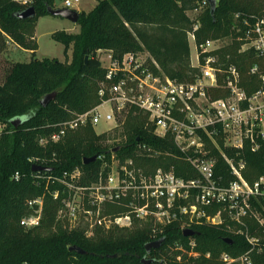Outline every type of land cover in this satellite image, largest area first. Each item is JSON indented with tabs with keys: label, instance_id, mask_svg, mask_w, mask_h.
<instances>
[{
	"label": "trees",
	"instance_id": "1",
	"mask_svg": "<svg viewBox=\"0 0 264 264\" xmlns=\"http://www.w3.org/2000/svg\"><path fill=\"white\" fill-rule=\"evenodd\" d=\"M202 1L101 0L89 13L80 12L78 33L57 31L52 34L53 40L64 45L65 53L71 46L73 48L72 60L62 62L35 58L39 48L35 38L37 23L40 17L50 15L48 7H55L54 0H32L31 4L0 0V48L5 46V35H8L20 48L32 54L31 61L14 63L0 83V127L4 126L0 132V264H144V258L152 259L151 264H222L224 252L237 257L250 249L245 236L238 231L247 228L252 235H262L264 226L251 214L244 217L245 227L231 221L225 213H222L221 225H192L194 235L191 237L184 235L183 220L174 222L159 237L164 239L161 246L150 252L146 244L153 241L151 235L155 227L139 222L131 229L97 230L91 238L79 231L52 232L58 226L61 207V200L54 198L60 188L58 176L79 168L84 184L98 179L103 162L97 159L84 164L86 158L106 155L109 159L112 151L118 149L117 155L134 158L146 171L173 169L177 176L185 179L198 177L173 137L156 136L153 128L146 127L147 115L134 113L135 110L123 126L125 143L116 147L110 148L107 133L98 134L90 123L68 131L58 142L50 139L58 133L60 124L102 103L100 90L105 71L99 52L110 51L115 58L147 52L152 58L148 65L154 73H164L183 83L194 82L200 69L191 65L188 33L193 31L195 21L187 13L197 10ZM208 4L195 31L196 43L200 45L208 39L227 37L231 38V43L213 52L218 59L216 66L222 73L218 75V85L207 88V95L212 100L228 96L226 71L232 65L239 71L241 86L252 94L261 85L264 58L251 48L242 49L249 28L243 22L264 19V0H218L213 12ZM30 6L36 9L35 17H17ZM236 14L239 17L235 19ZM256 66L259 73H252ZM54 92H57L55 98L43 106L44 97ZM14 119L21 123L15 126ZM41 139L48 140L45 146L40 144ZM205 140L217 158L215 177L228 185L236 178L219 151L209 139L205 137ZM218 142L224 147L221 137ZM139 144H145L150 153L140 155ZM225 150L234 156V152ZM240 158L246 162L244 178L254 184L264 175V140H260L255 152L246 144L235 157L237 161ZM34 165L50 170L33 171ZM17 173L18 178L15 177ZM39 197L44 201L41 224L27 229L21 221L33 213L28 202ZM251 203L264 216V197H253ZM108 210L115 215L128 212L124 202L112 204ZM205 211L216 215L221 212V206H208ZM192 239L194 247L190 245ZM72 246L85 253L70 251ZM252 259L253 264H264V249L254 253Z\"/></svg>",
	"mask_w": 264,
	"mask_h": 264
},
{
	"label": "built area",
	"instance_id": "2",
	"mask_svg": "<svg viewBox=\"0 0 264 264\" xmlns=\"http://www.w3.org/2000/svg\"><path fill=\"white\" fill-rule=\"evenodd\" d=\"M79 2L66 0L63 8L75 10ZM243 24L249 28L242 49L251 48L264 58V19H256L253 24L245 19ZM197 29L195 26L189 32L195 43L197 68L200 69L194 82L183 83L164 73H154L148 62L140 61L139 53L115 58L112 52L106 51L105 76L100 90L102 103L60 124L58 133L50 140L58 142L70 130L89 123L95 128L101 121L111 125L101 134L107 133L123 127L128 115L135 110L134 113L147 115L146 127L153 128L156 136L173 137L178 150L198 177L185 179L177 176L173 169L146 171L136 164L134 158H121L112 151L109 159L106 155L98 157L103 166L98 179L90 184L83 183V172L79 168L58 176L60 188L54 193V198L61 200L58 219L71 225L83 222L90 233L88 237L97 230L131 229L137 222L149 221L155 227L151 235L153 241L178 220H183V230L194 224L221 225L222 213L245 227L244 217L251 214L264 226V216L258 217L250 203L253 197H264V175L254 184L249 183L243 176L245 160L235 159L246 144L255 152L260 147V140H264V74L260 75V87L248 94L241 86L238 69L232 65L226 71L228 96L210 99L206 90L218 85V75L222 73L216 66L218 59L213 52L224 45H221L222 39H208L198 45ZM151 61L159 68L154 60ZM252 73H259L257 66ZM205 137L219 151L231 175L236 178L228 185L215 177L217 158L208 148ZM218 137L223 139L224 147L219 144ZM47 142V139L40 140L42 146ZM225 149L234 152V156ZM137 151L140 155L150 153L145 144H139ZM15 177H19L18 173ZM192 198L195 199L193 203L190 202ZM122 202L127 213L115 215L109 212L112 204ZM28 205L33 213L25 217L21 225L27 229L39 227L43 198L31 200ZM212 205H220L221 212L209 215L205 207ZM240 233L245 236L250 249L237 257L224 252L222 264H253L252 255L263 251L264 230L261 236L252 235L247 228L241 229ZM190 245L194 247L195 242Z\"/></svg>",
	"mask_w": 264,
	"mask_h": 264
},
{
	"label": "rangeland",
	"instance_id": "3",
	"mask_svg": "<svg viewBox=\"0 0 264 264\" xmlns=\"http://www.w3.org/2000/svg\"><path fill=\"white\" fill-rule=\"evenodd\" d=\"M18 1H21L27 4L32 3V0H29L30 3L27 0H18ZM65 1L66 0H54L55 2L54 8H63ZM100 1L101 0H80L75 10L77 11L80 10L79 12L84 11L86 13H89L98 5ZM216 3L218 4V0H216ZM208 6H209L208 0H203L201 6L197 10L188 11L187 14L192 20L195 21L196 27L199 28L200 15L204 13V11L208 8ZM234 17L236 19L237 17H239V15L236 14ZM57 31H65L67 33L76 34L80 31V25L79 23H73L65 18L58 17V16L48 15V16L40 17L37 23L36 33H35V38L37 39L38 46H39L36 56H35L36 59L38 60H43L45 58L58 59L62 62L64 61L70 62L72 60V53H73L72 46L68 49L67 53H65L64 45L53 40L52 34ZM188 40L190 44L191 65L193 67H197L199 64L197 62V50H196L194 41L189 36V33H188ZM229 43H231V38L227 37V38L222 39L221 45H227ZM106 54H107L106 51L99 52V58H100L103 69L106 64L104 60L107 56ZM139 54H140L139 59L140 61H142V63L149 62L150 59H152L150 54L147 52H141ZM31 60H32L31 53H27L26 51H24V49L20 48L11 38L9 39L5 35V46L3 47V49L0 50V83L4 81L7 72L9 71V69L14 63L29 62ZM3 127L4 126L0 127V132L3 129ZM110 127H111L110 124H107L104 121H101L99 124L95 126V131L98 134L99 133L101 134L102 132L106 131ZM123 132H124L123 127L114 128V130L107 132V135L109 137L108 145L110 148L116 147L118 145L125 143L126 135H124ZM251 206L253 207L257 216L261 218L262 216L261 212L257 211L252 203H251ZM139 224L154 226V223H151L149 221L140 222ZM205 225H211V224L206 223ZM230 229L233 230V228L231 227ZM59 230H62L67 233H72L75 231L83 232L87 238H91L94 236V235L89 236V237L87 236V234H90V233H87L88 228L83 222H81V224L71 225L70 223L67 224L65 220L58 219V226L54 227L52 229V232L57 233ZM237 233H240V231H238ZM192 241H195V240L192 239L191 242Z\"/></svg>",
	"mask_w": 264,
	"mask_h": 264
},
{
	"label": "water",
	"instance_id": "4",
	"mask_svg": "<svg viewBox=\"0 0 264 264\" xmlns=\"http://www.w3.org/2000/svg\"><path fill=\"white\" fill-rule=\"evenodd\" d=\"M37 1H43V0H37ZM208 2L211 5L212 8V12L216 6V0H208ZM48 12L50 15L52 16H58V17H62L65 18L73 23H78L79 18H80V12L74 9H67V8H53L51 6L48 7ZM36 16V9L33 6L28 7L27 9H25L24 11L20 12L17 14V17L20 19H28V18H33ZM57 95V92L54 93H50L48 95H46L42 101V105L46 106L52 99L55 98V96ZM13 124L15 126H17L18 124L21 123V121L19 119H14ZM114 152L118 151V149H114ZM98 159V156H93L91 158H86L84 159V164H89V163H93ZM50 170V168L48 167H42V166H38V165H34L33 166V171H48ZM184 235L186 237H191L194 235V231L191 228H186L184 229ZM229 239H226V241H228ZM164 239L160 238L156 241H152L146 244V250L148 252H150L151 249H157L161 246V244L163 243ZM232 243V240L230 241ZM70 251H75L77 253L80 254H84V250L80 249L77 246H72L69 248ZM153 260L152 259H146L144 258L142 260V262L144 264H151Z\"/></svg>",
	"mask_w": 264,
	"mask_h": 264
},
{
	"label": "crops",
	"instance_id": "5",
	"mask_svg": "<svg viewBox=\"0 0 264 264\" xmlns=\"http://www.w3.org/2000/svg\"><path fill=\"white\" fill-rule=\"evenodd\" d=\"M80 11V10H79ZM82 11V10H81ZM24 51H26L27 53H31L30 51H27V50H24Z\"/></svg>",
	"mask_w": 264,
	"mask_h": 264
}]
</instances>
